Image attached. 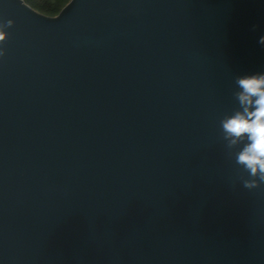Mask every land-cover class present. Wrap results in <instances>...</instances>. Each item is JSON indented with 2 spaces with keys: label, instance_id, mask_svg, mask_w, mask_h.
Instances as JSON below:
<instances>
[{
  "label": "water",
  "instance_id": "water-1",
  "mask_svg": "<svg viewBox=\"0 0 264 264\" xmlns=\"http://www.w3.org/2000/svg\"><path fill=\"white\" fill-rule=\"evenodd\" d=\"M0 32V264H264L221 125L264 0H0Z\"/></svg>",
  "mask_w": 264,
  "mask_h": 264
},
{
  "label": "clouds",
  "instance_id": "clouds-1",
  "mask_svg": "<svg viewBox=\"0 0 264 264\" xmlns=\"http://www.w3.org/2000/svg\"><path fill=\"white\" fill-rule=\"evenodd\" d=\"M3 39L4 33L0 32V40ZM259 43L264 44V36ZM236 84L240 109L224 118L221 125L228 147L243 144L236 163L251 177L243 182L251 190L264 184V74L242 76Z\"/></svg>",
  "mask_w": 264,
  "mask_h": 264
},
{
  "label": "trees",
  "instance_id": "trees-1",
  "mask_svg": "<svg viewBox=\"0 0 264 264\" xmlns=\"http://www.w3.org/2000/svg\"><path fill=\"white\" fill-rule=\"evenodd\" d=\"M30 7L48 16L56 15L69 0H23Z\"/></svg>",
  "mask_w": 264,
  "mask_h": 264
}]
</instances>
